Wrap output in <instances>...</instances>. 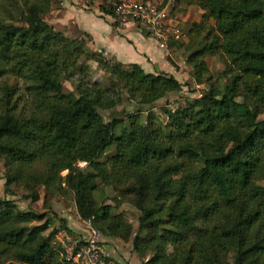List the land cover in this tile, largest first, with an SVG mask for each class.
I'll return each mask as SVG.
<instances>
[{"label":"trees","instance_id":"1","mask_svg":"<svg viewBox=\"0 0 264 264\" xmlns=\"http://www.w3.org/2000/svg\"><path fill=\"white\" fill-rule=\"evenodd\" d=\"M106 1L100 9L116 25ZM53 3L0 0L4 189L21 183L24 197L35 202L40 185L51 195L65 188L81 220L123 241L131 230L113 210L118 196L129 197L139 211L137 231L144 233L133 235L132 248L146 257L144 264H227L228 253L231 264H264V186L258 184L264 176L258 121L264 111V0H195L213 25L207 41L186 56L191 77L208 84L204 56L219 52L228 82L225 89L208 84L203 95L167 109L164 125L151 113L141 122L138 114L179 81L107 58L88 46L86 32L66 36L43 19ZM203 27L192 23L189 32ZM177 42L170 40L168 49ZM89 61L103 69L102 81L92 79ZM123 99L138 111L127 116V126L123 119L105 121L101 111ZM100 185L116 192L114 205L97 200ZM53 219L0 198V264H69L51 244Z\"/></svg>","mask_w":264,"mask_h":264},{"label":"rangeland","instance_id":"2","mask_svg":"<svg viewBox=\"0 0 264 264\" xmlns=\"http://www.w3.org/2000/svg\"><path fill=\"white\" fill-rule=\"evenodd\" d=\"M86 1L87 5L91 6L88 10H94L93 6H97L98 9L96 11H98V14H104V12L100 9L102 0ZM114 1L116 0H108L103 5L108 8V5H111ZM154 1L160 3L164 2V0ZM58 2L59 0H54L53 11L51 10V12H49L47 15L43 16V19L50 24H52L51 22L54 21L55 17L59 13L56 11ZM189 2L192 4H190ZM166 4L172 8V14L178 20L179 26L182 28L185 37L181 41L177 42L178 45L176 49L172 51L169 48L170 54H167L164 57L165 60L170 62V64L173 66L172 70H175V75L178 78L177 80L179 81V87L176 90L168 93L161 100L155 102L153 106L149 108V110L146 109L144 112L138 114L139 121L143 122L145 121L148 114L151 113V116L153 117L156 125H164L167 122V109L174 110L178 107H182L186 104V101L203 95L207 91L208 84H213L217 88L225 89L228 82L227 74L224 70L225 67L221 61L219 52H213L204 56L207 67L209 69L210 78L208 79V84H197L191 77V67L186 63V56L196 46V44L198 42L203 43L207 41L205 39V34L209 31L211 25H213V21L211 19L201 17L202 14L199 10H197L198 8L195 5V0H181L179 2L168 0ZM72 17H74V15ZM77 18H84L85 20L83 21L87 22L88 24L93 23V27L95 28L96 32L99 33V37H97V39H99L100 41H102V33L105 32H102L101 27L106 28V31H110L112 26L110 21L111 17L109 16H106L107 19L105 20L103 18H98L95 13L78 12ZM77 18L76 21H78ZM62 23L64 24L56 23L55 25H52L58 30L63 31L64 34L68 37H86L83 34L84 31L78 29V27L74 26L72 23H68V25L66 24V22ZM192 23H203L204 27L202 28V31H200V33H190L189 30ZM61 25L63 26L61 27ZM132 32L139 31H137L134 26ZM147 37L148 41H150L151 44H153L154 46L155 44H157L152 37ZM90 44L91 43L89 41L88 46ZM155 48H158L157 45L155 46ZM88 64L91 68L92 79L96 81H102L104 77L103 69H101L94 61H89ZM10 78L9 82H13V78ZM64 87L67 90H72V86L67 81L64 82ZM136 112L138 111L136 109V104L134 103V101H127L123 99L122 102L116 105V107L108 111H101V114L103 115L105 121H110L112 119H123L122 121H124V124L126 125L127 116L129 114H135ZM258 121L260 123V126L264 129V111L258 116ZM119 131L120 129H117V132ZM113 149V146L107 149L101 159L106 155L111 154ZM3 164L4 162L2 158H0V198L13 199L15 202V206L19 209H33L40 212L45 211V213L47 214L54 215L55 219H53L52 224L47 232L58 225H63L66 230L72 233H77L76 227L78 224H81V222L77 214L73 194L71 192H69L65 188H62L54 195H51L46 187L40 185L37 187V190L39 192V199L35 202H32L30 199L24 197V195L28 193V190L21 183L12 184L8 189H4ZM78 166L84 167L85 164L79 162ZM65 173L66 171L62 172V175H64ZM258 184L264 186V176L258 180ZM115 195L116 192H114L112 188L103 187L100 185L99 191L97 193V200L100 203L103 202L105 204L114 205L115 202L113 200V197ZM118 201H120V203L117 207H114L113 212L120 213L125 218L130 227L132 236L128 241H123L120 238L101 235V244L104 246L107 254L112 257L114 256L113 260L116 264H124V262H126V264H144L146 257H140L133 251L132 248L133 235L138 233L137 228L139 211L132 204L129 197L118 196ZM138 234L144 235L143 232H139ZM225 262L227 264H231L233 262L231 253L226 254Z\"/></svg>","mask_w":264,"mask_h":264},{"label":"built area","instance_id":"3","mask_svg":"<svg viewBox=\"0 0 264 264\" xmlns=\"http://www.w3.org/2000/svg\"><path fill=\"white\" fill-rule=\"evenodd\" d=\"M120 24H133L152 37L159 49L169 50L168 42L181 41L185 34L171 7L154 0H116L111 4ZM80 219V218H79ZM81 233L58 225L51 244L62 261L69 264H116L101 244V233L90 220L80 219Z\"/></svg>","mask_w":264,"mask_h":264},{"label":"crops","instance_id":"4","mask_svg":"<svg viewBox=\"0 0 264 264\" xmlns=\"http://www.w3.org/2000/svg\"><path fill=\"white\" fill-rule=\"evenodd\" d=\"M86 2V0H59L56 9L59 13L51 23L53 25L56 23L64 24L62 22H66L67 25L68 23H72L74 26L78 27V29L90 35V43L92 46L91 44L89 46L91 49L104 51V55L108 58H113L122 64L137 63L146 72L162 71L178 79L175 75V70H172L173 66L164 58L165 55L170 54L168 50L156 49L155 46L157 44H155V46L151 44L150 41H148V35L131 23L123 25L117 22L116 25H113L114 19L111 16L102 13L98 14V11H96L98 9L97 6H93L95 11L88 10L91 6L87 5ZM78 12L95 13L98 18H103L105 20L107 19L106 16L111 17L110 21L112 26L110 31H106V28L101 27L102 32L105 31L102 33V41L97 39L99 33L96 32L93 23L88 24L83 21L85 20L84 18H77ZM73 15L74 17H72ZM76 18L78 21H76ZM62 26L63 25H61V27ZM134 26L139 32H132ZM76 228V232L81 233V224H78ZM108 257L114 262V256L112 257L108 254ZM124 264H126V262H124Z\"/></svg>","mask_w":264,"mask_h":264}]
</instances>
